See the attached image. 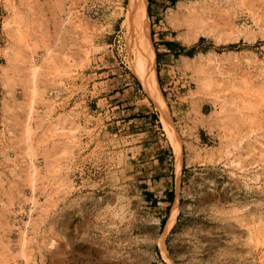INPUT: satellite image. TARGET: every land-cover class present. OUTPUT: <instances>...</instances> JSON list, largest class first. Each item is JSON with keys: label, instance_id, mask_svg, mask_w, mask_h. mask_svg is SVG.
Returning a JSON list of instances; mask_svg holds the SVG:
<instances>
[{"label": "rangeland", "instance_id": "1", "mask_svg": "<svg viewBox=\"0 0 264 264\" xmlns=\"http://www.w3.org/2000/svg\"><path fill=\"white\" fill-rule=\"evenodd\" d=\"M147 10L180 176L130 0H0V264H264V0Z\"/></svg>", "mask_w": 264, "mask_h": 264}, {"label": "bare ground", "instance_id": "2", "mask_svg": "<svg viewBox=\"0 0 264 264\" xmlns=\"http://www.w3.org/2000/svg\"><path fill=\"white\" fill-rule=\"evenodd\" d=\"M147 5L148 0H130L131 24L130 22H128V24H130L132 27L133 50L136 55V61L132 65V70L139 78L141 85L148 93L149 97L156 104L158 110L161 113L163 126L165 127V130L168 132L170 137L173 138L174 152L176 156L175 161H177V174L178 176H180L183 162L182 141L173 126L172 120L167 110L164 96L160 90L156 71V51L151 40V27ZM177 204V201L175 202V204H173L174 208L167 221V225L163 235L164 237L171 232L172 228L174 227L175 221L177 220ZM161 250L163 259L171 264V258L169 257L168 251L164 246L163 238L161 241Z\"/></svg>", "mask_w": 264, "mask_h": 264}, {"label": "trees", "instance_id": "3", "mask_svg": "<svg viewBox=\"0 0 264 264\" xmlns=\"http://www.w3.org/2000/svg\"><path fill=\"white\" fill-rule=\"evenodd\" d=\"M172 1H175V0H172ZM202 41V40H201ZM165 46L170 50V51H174V48L175 46H177L175 43H170V42H167L165 43ZM198 46H196L195 48H193L189 53H187L189 56L192 55V53L196 50ZM181 50H184V49H181ZM157 60L158 62L160 61V55L157 54Z\"/></svg>", "mask_w": 264, "mask_h": 264}]
</instances>
